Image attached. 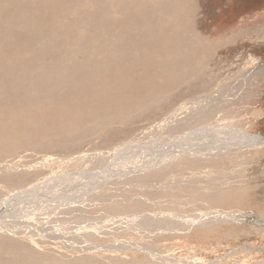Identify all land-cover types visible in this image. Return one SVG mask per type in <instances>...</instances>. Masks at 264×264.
Returning a JSON list of instances; mask_svg holds the SVG:
<instances>
[{"label":"rangeland","instance_id":"obj_1","mask_svg":"<svg viewBox=\"0 0 264 264\" xmlns=\"http://www.w3.org/2000/svg\"><path fill=\"white\" fill-rule=\"evenodd\" d=\"M170 1L0 0V168L7 167L0 169V199L61 173L85 168L84 163L70 160L108 153L125 145L185 103L196 105L200 101L204 106H221L220 115L215 112L202 123L207 127L214 123L221 126L213 119L219 117L227 126L264 137V0H180L186 8L178 12L185 15L174 22L179 21L178 31L190 32V36L184 41L185 48L178 43L174 47L176 51L178 46V51L189 47L192 53L200 52V60L190 61L184 52L181 57L187 61L190 73L181 78L179 70L175 71V79L169 67L154 64L156 57L160 61L167 53L155 55V50H147V43L140 46L134 35L148 20L154 28L166 25V13L161 16L158 11L160 6L164 13ZM158 35L155 45L163 43L160 32ZM152 52L155 56H151ZM116 105L120 106L119 112ZM95 107L100 117H79L84 124L88 119V124L77 125L82 129L78 132H64L62 123L69 114L75 115V123L78 112ZM99 118H104L103 122ZM59 124L64 130L56 127ZM41 125L49 129L55 126L54 131L62 130L72 138H62L64 134L60 133L61 136L42 139L43 133L37 132ZM199 139L204 136L195 140ZM123 157L128 163L133 161L129 154ZM209 165L216 171L207 175L210 177L205 184L206 175L201 173L204 167L191 168L190 172L186 170L188 165L180 164L183 170L179 172L181 169L169 165L154 175L155 181L148 178L144 185L139 182L143 186L138 182L117 187L120 189L112 186V193L100 197L99 206L89 211L101 217L145 211L148 215L176 212L200 218L197 212L214 210L227 215L243 212L242 217L252 212L264 217V146ZM184 179L186 183L181 182ZM206 185L214 190L202 193L201 187ZM132 194L136 196L133 202L128 200ZM111 195L127 201L117 200L120 204L112 206L115 202L106 203ZM243 219L221 224L216 221L185 234L143 239L125 232L120 237L156 246L162 256L189 264H264V229L256 230L242 223L246 221ZM7 238L0 241V251L6 255L0 257V264H7L6 258L11 255L15 260L9 264H61L64 259L77 264L80 258L81 264H157L150 263L142 251L114 257L107 253L99 257L91 252L77 255L67 254L58 242L29 247L22 246L18 237L15 244ZM41 248L45 253L39 254ZM46 256L57 258V262Z\"/></svg>","mask_w":264,"mask_h":264},{"label":"bare ground","instance_id":"obj_2","mask_svg":"<svg viewBox=\"0 0 264 264\" xmlns=\"http://www.w3.org/2000/svg\"><path fill=\"white\" fill-rule=\"evenodd\" d=\"M169 3L170 4H168V6L170 7L165 8L164 13L163 9L160 6L159 9L161 10L158 11L161 16L166 13V25L164 24L162 27L158 24L157 28H154L151 27L152 23L148 22L150 21L148 20L146 21L145 26L142 28V31L136 32L134 35L140 42V46L147 43V46H149L147 50H155V55L167 53V55L165 57H162V60L160 59V61L157 59V57L154 59L155 66L158 63L159 66L163 69L169 67L173 79L176 78L173 75V72L179 70V72L182 74L181 78H184L188 77V73H190V71H187L188 63L181 57L183 56L182 54L185 52L188 56V59L190 61H193L196 60V58H199L198 54L200 52L196 51L192 53L190 49H188L189 47L183 49V51H178V46L176 51V47H174L176 43L180 44V46H183L182 48H185L184 41L189 38L190 32H187L185 30L178 31V29L180 28L178 23L179 21L176 23L174 22V20H178V18L179 20L183 18L185 14L178 11L185 12L184 7L186 8V5L182 6L183 2H180V0H172ZM171 25H174V27H171ZM165 30H167V32L170 31L171 35L168 36L167 32L164 33ZM159 32L161 34L163 43L160 45H158L157 43V45H155L156 38L159 36ZM140 46L138 48L139 53L141 52ZM171 47H173L172 49H174L175 51H171ZM142 55H145L144 52H142ZM155 55L153 54V52L151 53V56ZM151 80H153V78ZM211 96L213 97V95ZM122 101H124L125 103H131V101H125L123 99ZM120 104L121 103L117 100V105ZM190 104L191 103H185L184 106H179L172 114L168 115L157 125L151 127L150 129H147L135 139L114 150L112 149V151L108 153L93 155L90 154V156L88 157H77L73 160H70L71 162L76 164L80 162L84 163L86 167L83 169H74L76 171L61 173L60 175L44 180L43 182L34 183L30 185V187L22 191H17L2 197L0 199V241H3L8 237L7 239L15 244L18 243V241L15 240H18L19 238L20 243L21 240L23 241L22 246L25 245L29 247H35L36 244L37 247L38 245L42 246L45 244L55 245L54 242H58V245L62 246L67 254L68 252H75L74 254L77 253L78 255V253L82 254L91 252L94 254H99V257L100 254L102 256L104 255V253H107L111 257H114L115 255H124L127 251L133 254L142 251V253L147 257L150 263L155 262L157 264H171L172 262L173 264H189L186 261L173 260L172 258L167 257V255L162 256V254H160L156 249V246H150L148 243L140 244L136 241H130V239L127 238L126 240L123 237L122 239L120 235L126 232L130 233L132 236H137V238L140 237L143 239H147L161 237L163 234H185L192 229L194 230L196 228H201L202 226L213 225L216 221H220L218 224H221L223 223L221 221H226L228 223L238 222L243 218L246 219V221H243L242 223L247 222L259 231L264 229V217L262 216V218H259L252 212H249L246 216L244 215L245 217H242L241 215L245 214L243 212H229V215H227V213L225 214L224 211L214 210L213 212L208 213L197 212V215H199L200 218H195V214L186 216L173 212L148 215L150 213H144L145 211L143 212L144 214L142 212H138L139 214L135 215L129 213L131 215L120 214L119 216L112 215L110 217H106L107 215L103 214L101 217L99 216V214L94 215L89 211V209L99 206V202L101 199L100 197H104L112 193L110 191L112 190V186L116 188H124L126 186L128 187L134 182H140L144 185L145 181L148 180V178H152L151 180H153L155 178L154 175H157L156 173H162L168 168L169 165L173 166L175 169L180 170V164L181 166L188 165V168L186 169L187 171H190L191 168H197V166L198 168L204 167L205 170L201 173L206 175L205 180L203 181V184H205L206 179L209 181L210 177L207 175L213 172L215 174L216 169H212L209 165L213 161L218 159L220 160L221 158L228 160L232 157L244 156L247 154V152L250 151V149L262 148L264 146V137L253 136L246 133L245 130L233 128L230 125L227 126L228 123H226L219 117H213V119H217L218 122L221 123V126L215 123L210 124L208 127L207 125H203L202 123L206 122V119L212 117L215 112L217 114L221 112L220 105H217L214 108L213 106L209 105L204 106V103L200 101L196 105ZM117 105L116 110H118L119 112L120 109L118 107L120 106ZM126 109L128 108L126 107ZM97 110L98 109L95 107L89 108L84 112H78V119H75V123L74 121H72V119L75 118V115L71 113L68 115L69 119L66 118L64 123H62V121L60 120L61 123L65 126V130L63 129L62 125H60L61 123L59 125H56V127H62L64 132H68L72 129L78 132L82 129L77 128V125L78 127H82L85 124H88V122L86 123L88 119L84 124V122L80 120L79 117L81 119L87 118V116L91 119L93 115L95 118L100 117L98 116ZM130 111H132V107H130ZM118 112L112 111V113L117 116ZM99 119H101L100 121L103 122L104 118ZM49 127L50 129L45 128L41 125L38 128L37 132L39 134L43 133L42 139H46L50 135L55 138L61 136L60 133L65 135L62 130L54 131L53 129L56 128L55 126L54 128L52 127V125H50ZM47 130H50V132H46ZM192 130H197V133L195 132V135H191L190 133H192ZM203 131L205 132L203 133ZM34 136H36V134ZM63 136L62 138L67 137L68 139L70 137L68 135H65V137ZM201 136H204V139H199L198 141L195 140L197 137ZM126 154L132 156L133 161L128 163L126 157H123V155ZM198 162H200L201 164L198 165ZM130 164H133V166L130 167ZM0 169H7V167H1ZM182 170L183 169H181V171L179 172H182ZM169 180H171V178ZM181 182L186 183V180H181ZM189 182L191 181L189 180ZM132 186H134V184ZM139 186L138 188L140 189ZM210 186L211 185H209L208 187V185H206L203 188L201 187V189L203 190L202 193L205 190L210 192V190L213 189V186ZM135 187H137V185ZM147 187L151 188L149 186ZM142 189L143 188H141V190ZM103 190H105L107 193H103ZM129 191L131 192L132 190ZM129 191L128 194H130ZM133 195L134 194H132V199H128L131 202H133L134 200ZM147 195L144 197L146 198ZM113 197L114 196H112L111 198ZM220 197L222 196L220 195ZM111 198L110 200H107L106 203L115 202L117 200L118 202H121L122 200L125 201L124 198H120L121 200L117 197H114L117 198L116 200H113L114 198ZM135 202L138 203V201ZM143 203L146 202H144L143 200ZM118 204L120 203L115 202L112 206H117ZM138 204H140V202ZM148 204H150V202ZM100 206L102 207V205ZM134 211L132 210V213ZM201 219L203 221H201ZM261 219H263V221ZM10 237H13V240H11L12 238L9 239ZM14 249H16V246H13L12 251H14ZM42 249L43 248L39 250V254L45 253L43 252L44 249ZM0 252V257L6 256L2 251ZM15 254H17V252ZM58 257L62 259V256ZM64 257L67 256L65 255ZM46 258L50 259V256H46ZM51 259H53L54 261L57 260V258ZM13 260L15 259L12 255L6 258L7 264H9ZM66 261L67 260L64 259V261L62 260V263H60L69 264ZM77 261V264H81V258ZM27 263L29 262L27 261Z\"/></svg>","mask_w":264,"mask_h":264}]
</instances>
